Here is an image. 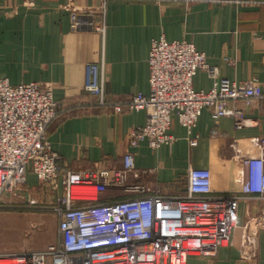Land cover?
<instances>
[{
    "label": "built area",
    "instance_id": "2783aa9c",
    "mask_svg": "<svg viewBox=\"0 0 264 264\" xmlns=\"http://www.w3.org/2000/svg\"><path fill=\"white\" fill-rule=\"evenodd\" d=\"M108 1L102 0L92 10L66 6L71 29L86 25L82 16H90L87 25L104 38ZM151 1L244 6L243 0ZM148 64L150 93L119 101L107 95L103 65H86L84 90L97 98L100 108H110L115 115L147 113L146 123L129 133L128 144L133 148L144 142L154 151L171 145L176 140L170 133L174 116L187 130L190 145L197 146L199 137L191 135L204 109L210 110L215 122L232 118L240 130L250 125L243 106L264 101V83L220 78L218 68L187 41L154 39ZM200 70L208 71L214 80L210 91L193 86ZM62 112L66 109L54 98L50 84L13 86L0 76V212L21 207L7 202V197L23 195L29 173L54 192L63 175L57 207L40 209L34 201L28 207L54 213L56 242L43 250L0 253V264H187L190 256L214 257L220 249L234 245L242 201L264 204V136L251 139V152L238 160L233 190L216 191L210 169L190 168L186 193L174 197L133 183L140 172L132 152L125 154L120 169L96 165L84 172L63 171L61 158L48 139L50 125ZM109 188L120 189L127 197L100 203L99 195ZM242 229L240 257L254 259L259 232L264 230V208L250 215Z\"/></svg>",
    "mask_w": 264,
    "mask_h": 264
},
{
    "label": "crops",
    "instance_id": "0c3cea01",
    "mask_svg": "<svg viewBox=\"0 0 264 264\" xmlns=\"http://www.w3.org/2000/svg\"><path fill=\"white\" fill-rule=\"evenodd\" d=\"M243 1L244 6L238 7L109 0L107 31L102 38L87 25L90 16L83 15L86 25L73 31L70 12L65 10L69 5L81 10L97 9L102 0H0V76L13 86L39 83L53 87L54 98L66 112L50 125L48 139L61 158L63 171L84 172L96 165L120 169L125 154L132 152L140 172L133 183L151 191L183 196L189 169L207 168L214 175L215 190L226 193L235 188L236 164L242 155L251 152V139L264 136V101L242 105L250 125L240 130L235 129L232 118L215 122L210 110L204 109L191 135L199 137L197 146L190 145L187 130L174 116L170 133L176 140L154 151L146 142L138 148L128 144L130 131L146 123L145 111L115 115L110 108H100L97 98L85 92L84 85L86 65L96 63L104 67L110 99L148 95L151 43L161 37L170 42L193 43L206 55L209 65L218 68L220 78L264 83V0ZM213 85L208 71H198L193 81L195 90L210 91ZM62 179L60 175V188L54 192L29 173L23 195L8 196L7 202L30 207V201H34L40 209L57 207L63 193ZM126 197L120 189L109 188L98 201L109 203ZM262 208L261 202L242 201L234 245L220 249L214 257L190 256L187 264H264V230L259 232L254 259L242 260L239 253L245 221ZM40 215L41 222H48L53 229V233H40L46 236L40 248L43 250L56 242L58 220L50 213Z\"/></svg>",
    "mask_w": 264,
    "mask_h": 264
},
{
    "label": "rangeland",
    "instance_id": "374dc122",
    "mask_svg": "<svg viewBox=\"0 0 264 264\" xmlns=\"http://www.w3.org/2000/svg\"><path fill=\"white\" fill-rule=\"evenodd\" d=\"M26 205L25 203L15 205L21 207L16 210L0 212V253L39 250L46 240V236L41 234L45 232L53 233L48 222H41L40 214L50 213L54 215V213L40 212L35 208H28ZM53 224L55 225V223ZM54 225H52L53 228Z\"/></svg>",
    "mask_w": 264,
    "mask_h": 264
}]
</instances>
